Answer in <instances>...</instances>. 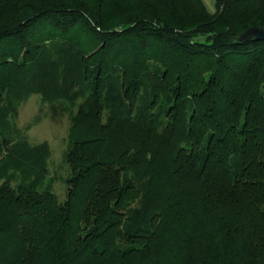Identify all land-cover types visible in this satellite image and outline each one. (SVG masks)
Here are the masks:
<instances>
[{"label": "trees", "instance_id": "1", "mask_svg": "<svg viewBox=\"0 0 264 264\" xmlns=\"http://www.w3.org/2000/svg\"><path fill=\"white\" fill-rule=\"evenodd\" d=\"M251 26L264 0H0V264H264ZM32 92L70 115L63 202L9 126Z\"/></svg>", "mask_w": 264, "mask_h": 264}, {"label": "rangeland", "instance_id": "2", "mask_svg": "<svg viewBox=\"0 0 264 264\" xmlns=\"http://www.w3.org/2000/svg\"><path fill=\"white\" fill-rule=\"evenodd\" d=\"M8 122L10 128L17 129L30 144L47 142L46 175L42 184H48L58 202H63L70 174L65 160L71 126L69 113L44 100L40 93L32 92L17 104L16 113Z\"/></svg>", "mask_w": 264, "mask_h": 264}, {"label": "water", "instance_id": "3", "mask_svg": "<svg viewBox=\"0 0 264 264\" xmlns=\"http://www.w3.org/2000/svg\"><path fill=\"white\" fill-rule=\"evenodd\" d=\"M239 40H249L251 38L264 40V27L251 26L240 33Z\"/></svg>", "mask_w": 264, "mask_h": 264}, {"label": "crops", "instance_id": "4", "mask_svg": "<svg viewBox=\"0 0 264 264\" xmlns=\"http://www.w3.org/2000/svg\"><path fill=\"white\" fill-rule=\"evenodd\" d=\"M204 4L206 5L207 9L211 12L215 9V0H203Z\"/></svg>", "mask_w": 264, "mask_h": 264}]
</instances>
